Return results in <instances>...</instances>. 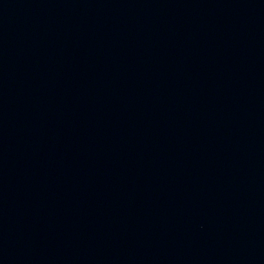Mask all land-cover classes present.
<instances>
[{"label":"water","instance_id":"water-1","mask_svg":"<svg viewBox=\"0 0 264 264\" xmlns=\"http://www.w3.org/2000/svg\"><path fill=\"white\" fill-rule=\"evenodd\" d=\"M0 264H264V0H0Z\"/></svg>","mask_w":264,"mask_h":264}]
</instances>
